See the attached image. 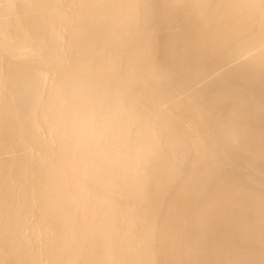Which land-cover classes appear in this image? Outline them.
<instances>
[{"label": "bare ground", "instance_id": "6f19581e", "mask_svg": "<svg viewBox=\"0 0 264 264\" xmlns=\"http://www.w3.org/2000/svg\"><path fill=\"white\" fill-rule=\"evenodd\" d=\"M0 264H264V0H0Z\"/></svg>", "mask_w": 264, "mask_h": 264}]
</instances>
